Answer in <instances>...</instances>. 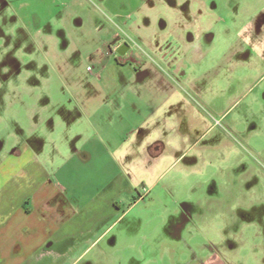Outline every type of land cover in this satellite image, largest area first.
I'll use <instances>...</instances> for the list:
<instances>
[{
  "label": "rangeland",
  "instance_id": "1",
  "mask_svg": "<svg viewBox=\"0 0 264 264\" xmlns=\"http://www.w3.org/2000/svg\"><path fill=\"white\" fill-rule=\"evenodd\" d=\"M194 1L211 14L198 29ZM177 14L186 54L173 36ZM164 36L167 51L145 52L144 39ZM157 61L177 62L184 154L118 196L100 217L103 240L77 264H264V0H0L7 193L35 175L33 160L51 182L73 171L94 192L93 162L83 171L67 163L79 134H94V118L80 114L108 112L123 83L141 77L134 71Z\"/></svg>",
  "mask_w": 264,
  "mask_h": 264
},
{
  "label": "crops",
  "instance_id": "2",
  "mask_svg": "<svg viewBox=\"0 0 264 264\" xmlns=\"http://www.w3.org/2000/svg\"><path fill=\"white\" fill-rule=\"evenodd\" d=\"M189 6L191 23L197 29L209 23L211 14L206 6L199 1ZM175 18L173 36L185 45L180 54H186L189 47L184 36L188 25L179 14ZM166 37L161 42L144 39L145 52L167 51L161 47ZM176 64H141L134 71L141 76L139 80L135 77L123 83L108 112L80 114V120L94 118V134H79L65 161L76 160L79 171L91 168L93 162L90 186L94 192L82 191L73 171L61 177L64 185L51 182L33 160L30 163L34 164L35 175L22 180L23 186L15 193H7L8 177L0 171V264H77L98 240H103L106 230L98 227L100 217L115 208L118 196L131 191L140 180L152 181L158 169L174 164L184 154L179 127L183 106L175 87L179 72ZM163 67L172 71L169 82L162 78ZM109 86L118 85L111 81ZM102 103L96 101L99 107ZM14 163L9 168L18 167L19 161ZM106 258L112 261L111 256ZM99 262L97 257L95 264Z\"/></svg>",
  "mask_w": 264,
  "mask_h": 264
},
{
  "label": "flooded vegetation",
  "instance_id": "3",
  "mask_svg": "<svg viewBox=\"0 0 264 264\" xmlns=\"http://www.w3.org/2000/svg\"><path fill=\"white\" fill-rule=\"evenodd\" d=\"M127 47L125 46V45H123V46H119L118 48H117V50H119L120 52H123V51H125V50H127L126 49Z\"/></svg>",
  "mask_w": 264,
  "mask_h": 264
}]
</instances>
